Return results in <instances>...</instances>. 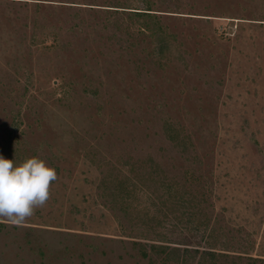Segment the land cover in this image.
Segmentation results:
<instances>
[{
    "label": "rangeland",
    "instance_id": "rangeland-1",
    "mask_svg": "<svg viewBox=\"0 0 264 264\" xmlns=\"http://www.w3.org/2000/svg\"><path fill=\"white\" fill-rule=\"evenodd\" d=\"M0 154V264H264V0H0Z\"/></svg>",
    "mask_w": 264,
    "mask_h": 264
},
{
    "label": "clouds",
    "instance_id": "clouds-1",
    "mask_svg": "<svg viewBox=\"0 0 264 264\" xmlns=\"http://www.w3.org/2000/svg\"><path fill=\"white\" fill-rule=\"evenodd\" d=\"M56 170L39 157L15 164L0 154V217L20 224L49 199Z\"/></svg>",
    "mask_w": 264,
    "mask_h": 264
},
{
    "label": "trees",
    "instance_id": "trees-1",
    "mask_svg": "<svg viewBox=\"0 0 264 264\" xmlns=\"http://www.w3.org/2000/svg\"><path fill=\"white\" fill-rule=\"evenodd\" d=\"M120 7H124V6H120ZM126 8H131V7H126ZM146 10H150V9H146ZM131 12L133 13L134 16H136V17H138L140 19L145 17V16H150L149 12H145L143 10H136V11H131Z\"/></svg>",
    "mask_w": 264,
    "mask_h": 264
}]
</instances>
